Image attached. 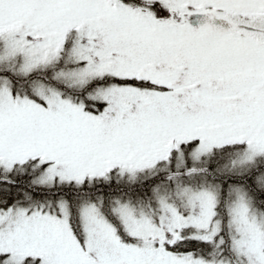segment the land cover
Listing matches in <instances>:
<instances>
[{"label": "snow or ice", "instance_id": "1", "mask_svg": "<svg viewBox=\"0 0 264 264\" xmlns=\"http://www.w3.org/2000/svg\"><path fill=\"white\" fill-rule=\"evenodd\" d=\"M0 264H264V0H0Z\"/></svg>", "mask_w": 264, "mask_h": 264}]
</instances>
